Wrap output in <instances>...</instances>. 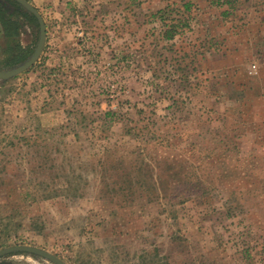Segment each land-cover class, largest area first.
Listing matches in <instances>:
<instances>
[{
  "label": "rangeland",
  "instance_id": "374dc122",
  "mask_svg": "<svg viewBox=\"0 0 264 264\" xmlns=\"http://www.w3.org/2000/svg\"><path fill=\"white\" fill-rule=\"evenodd\" d=\"M20 1L45 26L22 68L40 28ZM230 2L232 20L252 8ZM0 6L17 26L5 38L0 20V264H264V166L224 153L237 122L197 72L213 45L193 10L178 0ZM177 21L186 27L163 39ZM17 52L31 53L8 64Z\"/></svg>",
  "mask_w": 264,
  "mask_h": 264
},
{
  "label": "crops",
  "instance_id": "0c3cea01",
  "mask_svg": "<svg viewBox=\"0 0 264 264\" xmlns=\"http://www.w3.org/2000/svg\"><path fill=\"white\" fill-rule=\"evenodd\" d=\"M177 1V0H175ZM185 12L194 11L193 25L198 35H205L213 45L199 57L195 65L199 74L211 76L217 88L223 90L222 112L237 122V131H229L227 140L232 145L224 153L234 163L241 161L243 168L264 166V0H248L251 10H241L232 20L230 0H178ZM240 2L246 0H233ZM260 1V0H259ZM254 4V6H252ZM150 11L161 4L148 6ZM243 8H246L243 6ZM227 9V11H226ZM230 9V10H229ZM160 11V10H157ZM228 17V18H227ZM217 47L219 49H217ZM215 77V80H214ZM233 91H235L233 93ZM225 106V107H224ZM226 109V110H225ZM232 111V113L230 112ZM233 128L235 126L233 125ZM251 163V164H250ZM253 163V164H252ZM232 181L239 170L230 167Z\"/></svg>",
  "mask_w": 264,
  "mask_h": 264
},
{
  "label": "trees",
  "instance_id": "16d2710c",
  "mask_svg": "<svg viewBox=\"0 0 264 264\" xmlns=\"http://www.w3.org/2000/svg\"><path fill=\"white\" fill-rule=\"evenodd\" d=\"M17 9H21V7L19 5H17ZM20 10H18L19 12ZM21 13V11H20ZM164 11L160 10L158 12H156L155 14H153V16L157 17L159 19V21L164 22L165 21V17H164ZM163 14V15H162ZM5 17V12L3 11V9L0 6V20H1V25L3 27V36L5 38L8 37H12V36H16L17 35V26L15 21H10L9 20V16ZM30 19L32 21H34L33 16L30 17ZM173 21V20H172ZM165 27H167L163 32H162V38L170 41L172 40L175 35L178 33L179 29L183 26L186 27L185 24H183L182 22L177 21L176 23H171V24H164ZM19 49V51H23L21 50V48H17ZM31 52H17L14 57L11 60H8V64L13 65L16 64L18 62L23 61L25 58H27V56L30 54ZM105 116H108V114L106 113Z\"/></svg>",
  "mask_w": 264,
  "mask_h": 264
},
{
  "label": "water",
  "instance_id": "95a60500",
  "mask_svg": "<svg viewBox=\"0 0 264 264\" xmlns=\"http://www.w3.org/2000/svg\"><path fill=\"white\" fill-rule=\"evenodd\" d=\"M20 3L30 12L33 14V16L37 19L38 23H39V28H40V43L38 46L37 51L35 52V54L33 56H31L28 60L25 61V63H23L20 66H17L19 68L25 67L26 65L31 64L34 60L37 59V57L39 56L42 47H43V43L45 41V26H44V22L41 18V16L39 15V13L32 7L30 6L28 3H26L25 1H20ZM32 59V61H31ZM18 69V68H17ZM7 75V74H6Z\"/></svg>",
  "mask_w": 264,
  "mask_h": 264
}]
</instances>
